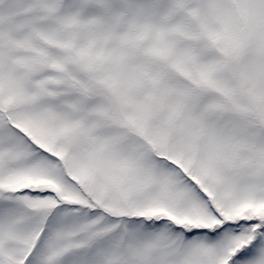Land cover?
Wrapping results in <instances>:
<instances>
[{"label": "snow or ice", "instance_id": "obj_1", "mask_svg": "<svg viewBox=\"0 0 264 264\" xmlns=\"http://www.w3.org/2000/svg\"><path fill=\"white\" fill-rule=\"evenodd\" d=\"M0 264H264V0H0Z\"/></svg>", "mask_w": 264, "mask_h": 264}]
</instances>
